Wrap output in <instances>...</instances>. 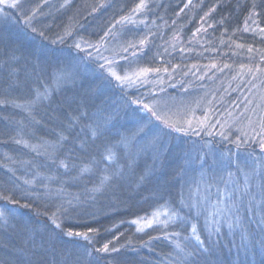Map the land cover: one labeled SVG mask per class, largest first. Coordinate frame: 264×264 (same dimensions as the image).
<instances>
[{
	"label": "trees",
	"instance_id": "obj_1",
	"mask_svg": "<svg viewBox=\"0 0 264 264\" xmlns=\"http://www.w3.org/2000/svg\"><path fill=\"white\" fill-rule=\"evenodd\" d=\"M64 1L60 4L57 2L56 5H58L47 13L50 18L45 22L46 25L43 24L41 29L37 28L44 31L45 37L32 33L30 29L26 30L38 36L36 39L41 44L47 45L50 50L57 52L65 50L68 56H72L71 61L79 74V81H76L75 85L66 84L62 96L54 94L50 101L35 106L31 114L24 108L15 106L27 101L23 96L0 93V100L9 101L7 104H0V175L3 181L0 191L11 190L15 184L23 187V180L30 179L37 170L47 174L46 168L37 169L36 167L44 165L46 160L43 155L44 147H41V144L51 143L57 139L60 124L55 117H63L70 110L66 103L67 97L85 93L91 97L92 93L99 90L102 94L95 98L96 104L105 100L107 105L122 106L124 100L130 97V93L154 90L155 96L164 100L182 89L187 90L186 94L206 90V96L210 97L212 94L213 102L220 99L221 92L225 94L226 96L218 100L217 104H224L225 107H231L233 110L236 105L238 107L240 104L239 92L250 89L248 84L251 78L245 59L254 57L257 52L263 54L264 51V35L260 34L261 29H264V3L261 0H256L260 5L256 9L259 14L253 17L256 23H253L252 19L246 20L253 0H247L235 18L231 17V12L228 11L231 6L230 2L202 0L199 6L202 10L186 19L178 15L186 0H145L146 8L137 13H132L131 10L140 0H72L69 4ZM63 3L64 6L61 7ZM217 3L220 6L216 11L205 20H201L204 13ZM129 15L134 23L128 21L122 24L116 23L122 16ZM222 18L225 21L223 24L219 23ZM58 24L64 27L56 30L55 27ZM209 25L212 26L209 27ZM245 27L248 31H244ZM108 31L111 34L105 36V32ZM256 31L259 32L256 33ZM58 37H63V42ZM144 37H147V42L143 46V52L136 49V56L133 58L142 63L143 67H158L162 70L159 73H149L147 82L127 88L122 92L114 80L109 83L111 78L104 79L98 65L104 61V58L124 60L122 57L127 56V60H130L135 50L129 48L128 52H124L123 49L128 47L129 43L136 44L139 48V40ZM53 41L56 42L53 43ZM76 43L81 44L85 59H82L81 50L75 47ZM238 44L242 47H237ZM249 48L252 49L251 52L248 51ZM232 53L236 54L232 55ZM138 54H140L139 60ZM177 54L187 55L188 60L181 71L174 74L173 65L179 58ZM209 54L216 57L215 67L204 69L200 56ZM231 56L237 57L238 61H242L240 65L243 64L246 67L241 69L240 65H235L234 69H226L231 63L225 67L226 64L222 58L226 60ZM131 62L136 64L133 60ZM260 64L248 65L252 68L256 66L264 68ZM164 68L168 71H163ZM82 69L93 71L95 75H86ZM258 75L260 83L258 87L263 92L264 74L258 73ZM9 80V75H4L3 80L0 78L1 90L9 84ZM202 98L205 96L203 95ZM13 101L16 102L15 105ZM72 107L75 108V105ZM124 111L121 108L120 116L123 119L125 118ZM33 117L38 123L34 122ZM123 119H118L116 126L104 137L98 139L95 144L90 145L87 152H76L73 156L75 163L78 166L87 164L92 156H98L103 151L105 144L119 140V133L129 134L130 131L122 122ZM12 127H16L17 130L13 131ZM232 134L235 135V131ZM188 136L194 140L192 134ZM17 139L26 141L30 147L15 143ZM38 145L41 146L37 147ZM250 145L255 147L258 144L250 142ZM33 146L39 151L33 150ZM69 146L66 145V148ZM248 148L247 145L240 148L241 158L249 153ZM186 152L190 153L183 146L179 147V153L168 152L165 167L158 170L150 181L139 187L135 184H125L117 188L114 193L109 191L105 195L98 196L95 202L85 203L73 214L71 220L66 221V226L71 224L75 231H87L88 227L98 229L94 245L90 246L80 238H68L60 234L52 245L45 244L42 248L38 247L39 235L35 237L34 244L33 238L22 231V223L28 219L33 224L44 225L48 223L46 217L35 216L27 209H18L21 217L10 221L7 228H0V264H29V261L32 264H175V245L172 241L183 242V235L179 237L170 235L168 239H165L163 233L171 234L180 231L178 222H170L168 227H164L162 223H155L152 227H146L140 232L135 230L132 220L138 217L146 220L161 209L167 212L180 209L181 185L179 182L172 181L165 183L168 176L165 179L163 174L164 172L169 173ZM59 154L62 157L65 153L61 151ZM194 154L196 156L197 152ZM144 163H151V159L148 158L141 162V169ZM194 176L193 174L192 177ZM16 177L20 179L17 180ZM66 187L70 193H76L82 189L83 185L69 183ZM186 188L185 185L184 194ZM15 195L19 197L21 192L16 190ZM5 206L13 207L7 201L0 200V208ZM181 211L187 212V209ZM166 219L167 217L163 215L159 220ZM200 225H203L201 217ZM227 232V229H223L219 238L221 252L218 258L223 261V264H233L236 260V248L232 247L233 237L227 235ZM213 239L215 240L216 237ZM109 241H111L110 247H116L117 252L97 253L94 251L95 247H101ZM61 242L68 247L64 253L58 245ZM236 243H239L238 238ZM230 247L231 252H229ZM85 248L92 251L90 258L84 254ZM73 251L76 252V256L71 255ZM256 260H259L258 256Z\"/></svg>",
	"mask_w": 264,
	"mask_h": 264
},
{
	"label": "snow or ice",
	"instance_id": "obj_2",
	"mask_svg": "<svg viewBox=\"0 0 264 264\" xmlns=\"http://www.w3.org/2000/svg\"><path fill=\"white\" fill-rule=\"evenodd\" d=\"M68 2L69 0H65L66 4ZM261 2L264 3V0ZM191 3L192 0H188L185 8ZM146 6L145 0H140L131 11L137 13ZM219 6V3L212 5L201 20L209 17ZM258 7L260 5L253 0L246 20L252 19V22L256 23L253 17L259 14L256 11ZM35 15L36 9L30 13L26 12L21 0H0V31L7 32L13 26H21L22 29H30L32 33L45 37L44 31L38 30L33 25ZM125 21L134 23L130 15L122 16L116 23L122 24ZM224 22V18L219 21L221 24ZM244 31H248V28L245 27ZM261 32H264V29H261ZM110 34V31L105 32V36ZM2 39L0 37V40ZM58 39L63 42V37ZM146 42L147 37H144L139 40V48L136 44L129 43L123 51L128 52L129 48H133L143 52ZM75 47L83 51L80 43H76ZM237 47L242 45L238 44ZM248 51L251 52L252 49L249 48ZM41 55L43 52L38 50L34 63L28 57H24V67L26 70L30 69L26 71L24 81L19 80L17 69L9 72L10 88L26 87L28 79L32 76H35L37 81L41 76H49L51 84L45 81L41 87L38 83L31 89L33 95L25 104L15 105L24 108L30 114L35 106L50 101L53 85L57 91H60L66 84L75 85L76 82L77 73L62 67H53L49 74V67L41 62ZM88 55L91 57V53ZM132 56H136V51L132 52ZM20 59L15 50H10L6 63L19 64ZM104 59L105 63L98 65L101 75L106 80L111 78L109 83L114 80L122 92L147 82L149 73H159L162 70L158 67H141L134 72L125 70L121 74L114 60ZM122 59L127 60L128 57ZM261 59L264 60V56ZM240 67L244 69L246 66L242 64ZM163 71L167 72L168 69L164 68ZM247 71L254 77L256 73L264 74V68L259 66H256L255 71L252 67H248ZM101 94L97 90L91 97L85 93L66 98L70 110L63 117H55L60 124L57 139L43 145V155L46 160L44 165L36 166L37 169L46 168L47 174L37 170L30 179L23 180V187L15 184L11 190L0 191V200L13 205L10 208L7 206L0 208V228H7L10 221L21 217L18 209H27L35 216L46 217L48 221L47 224L37 225L25 219L22 223V231L33 238L34 244L35 237L39 235L38 247L42 248L45 244L52 245L60 234L68 238H80L88 245H94L98 229L88 227L87 231H75L71 224L66 226V221L71 220L73 214L85 203L95 202L98 196L105 195L109 191L114 193L117 188L125 184H135L139 187L150 181L158 170L163 169L167 161L166 153L169 151L162 139L166 134L165 129L187 135L190 131L195 133L197 129L204 130L209 127L207 111L203 118L193 115L181 121L174 119L167 110V102L155 97L147 99L144 96L128 97L122 106L107 105L105 100L96 104L95 98ZM7 103L9 101L0 100V104ZM12 103L15 104L14 101ZM73 105L75 108L72 107ZM121 108L125 110L127 123L133 126L130 133H119V140L105 144L98 156H92L87 164L78 166L73 159L74 154L87 152L90 145L109 133L116 126L117 120L123 119L120 116ZM257 110L260 114L256 120H252L251 117L248 119L251 133L245 129H237L239 134L233 140L228 133L221 131L220 137L222 141L235 144L237 149L250 142L257 143L261 150L259 157L254 158L248 153L241 158L238 152H232L231 149L219 154L210 149L209 152L197 153L195 157L186 152L180 158V162L170 169L165 181V183L168 181L180 183V209L165 212L167 219L164 221L159 220L161 215L159 211L154 212L151 219L139 218L132 221L133 224L138 225L137 231L140 232L155 223H162L164 227H168L170 222H178L180 231L163 233L165 239L170 235L177 237L183 235V242L172 241L175 245V264H223L218 258L221 252L219 238L225 227L228 230L227 235L233 237L232 247L236 248V260L233 264H264V95H261L260 103L253 112ZM33 120L38 123L34 117ZM216 123L221 129L227 126L226 122L219 120ZM15 143L30 147L22 139H17ZM66 145L70 146L66 148ZM33 150H36L35 147ZM61 151L65 153L62 157L59 154ZM210 154L211 163H209ZM148 158L151 159V163H144L141 169V162ZM197 171L199 180L196 181V189L194 192L190 189L185 195L184 187L190 184L189 173ZM16 179L19 180L20 177ZM69 183L82 184L83 187L76 193H70L66 187ZM213 187L216 189L215 193L212 192ZM16 190L21 192L19 197L15 195ZM182 209H187V212H182ZM201 216H203L202 226ZM142 222L143 227L139 226ZM213 237L216 239L214 240ZM110 244L111 241L104 243L101 247H95L94 251L117 252L118 249L110 247ZM231 250L230 247L229 252ZM84 254L90 258L93 253L85 248ZM257 256L259 260H256ZM214 257L216 259H213ZM29 264L32 262L29 261Z\"/></svg>",
	"mask_w": 264,
	"mask_h": 264
},
{
	"label": "rangeland",
	"instance_id": "obj_3",
	"mask_svg": "<svg viewBox=\"0 0 264 264\" xmlns=\"http://www.w3.org/2000/svg\"><path fill=\"white\" fill-rule=\"evenodd\" d=\"M62 1L63 0H56V1L55 0H21V3L23 5V9L26 12L30 13L33 9H36V15H35V20L33 22V25L36 28L41 29L43 24L46 25L45 22L48 21L50 18V16L47 15V13H50L51 9L56 7ZM71 1L72 0H69V2L67 4H69ZM201 1L202 0H192L191 5L187 8H185V5L188 4V0H186L185 5L182 8V9H184V11H180L178 13V15H180V18H182V19L183 18L186 19L188 17L190 18V17H193L194 13L195 14L197 12L199 13L202 10V8H199ZM226 1L230 2L231 6L229 7L228 11L231 12V14H230L231 17L235 18L237 15H239V12L241 11L242 7L244 6V4L246 3L247 0H226ZM57 2H58V4L56 5ZM64 3H65V1H64ZM64 3L62 5H64ZM238 5H239V7H238ZM69 13H68V16H69ZM4 27H7V26H4ZM63 27L64 26L62 24H58L55 27V29L60 30ZM258 32L256 31V33H258ZM260 34L264 35V32H260ZM0 37L3 38L2 40H0V78L2 80H3L4 75H9L10 71H12L13 69H17L19 80L24 81L26 79V71H30V69L26 70L24 67V65H25L24 57H28L29 60H31L34 63L35 59H36V53L38 50L43 52V55H41L40 59H41V62L46 63L48 65L49 74L51 73V69L53 67H62V68H65L67 70H71V71L76 72V70L74 68V64L71 61V59H73V57L68 56V53L65 50H59V52L50 50L47 45L41 44L40 41L38 39H36V37H38V36H34L33 34L29 33L26 29H22L21 26H13L10 29H8L7 32L0 31ZM258 42H260V41H258ZM10 50H15L16 55L21 57L19 64L6 63V61L8 60ZM134 50L136 51V49H134ZM29 54H31V56H29ZM80 54L83 56L82 59L86 58L85 53L83 51H80ZM235 54L236 53H234V54L232 53V55H235ZM139 55L140 54H138V56H137L138 60L140 59ZM177 55L179 58L176 61V64L173 65V66H175L173 68L174 74H175V72L181 71L182 67L186 64V61L188 60L186 58L187 55H185V56H181V54H177ZM262 56H264V51H263V54L261 52H260V54L257 52L254 55V57H250L248 59H245V62L247 63L248 67H249L248 64H251V63H253L254 65L261 63L262 66H264V60L261 59ZM129 59L130 60H127L126 62H124V60H120V59H110V60H114L116 62V64L118 65L117 70L121 74H123L125 70H127L128 72H134V71L138 70L139 68L143 67L142 63L137 62L133 58V56H131ZM200 59H201L200 62L203 63L202 68H204V69H206V68L209 69L213 65H215L214 61L216 60V57L214 55H211V54L204 55V56L201 55ZM222 59H223L222 61L225 62L226 65L231 63L230 67L226 68V69H234L235 65L239 66L242 63V61H240V60L238 61L237 57H235V56H231L229 58H226V60H225V58H222ZM131 60L135 61L136 64H134V62H131ZM157 61H160V60H157ZM236 61H237V64H236ZM103 63H105V59L100 64H103ZM255 68H253V71H255ZM82 70L85 71L84 69H82ZM85 74L86 75H95V73L93 71H85ZM198 74H199V72H198ZM258 76H259L258 73H256L255 77L250 75L251 82L248 84L249 85L248 88H250V89H248V91L245 90V92L240 91L239 96H238V101L240 102V104L243 107L239 104V106L237 107V105H236L233 108V110H231V107H228V106L225 107L224 104H221V105L217 104L218 100H222L223 97L226 96L225 94H222V92L220 95L221 96L220 99H218L214 102H213V97L211 98L212 94L210 97H209V95L206 96V92H205L206 90L205 91L203 90L202 92L198 91L196 93L192 92V94H186L187 92H185V91H187V90L182 89V90H179L178 92H174L176 94H173V96H171L170 98L164 99V100L157 98L155 96L156 94L154 93V90L149 91V92L145 91L142 93H135V94L130 93L129 96L133 97V98L136 96H144L146 99L148 97H155L157 99L165 101V102H167V105H168L167 110L170 111V114L173 116V118L177 119V120H181V121L186 119V118H191L193 115L195 117H198V118H203L205 111L208 112V114H209V120H208L209 127L207 129H204V130L197 129V131L195 133L192 131H190L188 133V134H192L194 136V140H192V138L189 137L188 134L184 135L183 133L174 132L171 129H165L164 132L166 134L164 135V137H162V139H163V143L169 149L168 152L172 153L174 151L175 153H179V147L183 146L188 151H190L189 154L193 157H195L194 152L195 153L196 152L197 153L209 152L210 149L213 152H216L217 154H219L220 152H224L228 149H231L232 152H238L239 153V150L243 145L239 149H237L235 144H231V143H227L225 141H222L221 137H220V132L224 131V132L228 133L231 136V139H233V140H235L236 135L239 134L237 132V129H245L251 133V128L248 126V119L251 117L252 120H256V118H257L258 114H260V112H259V110H257L256 112H253V109L256 108V105L258 103H260L261 95H264L263 94L264 91L261 92L262 89H260L258 87V85L260 84L258 82V80H259ZM45 81L47 83L51 84V80H50L49 76H41L39 81H37V78L35 76H32L30 79H28L26 87H23V88L12 87V88H10L9 84H6V86H4V88H2V90L0 89V93L5 92L6 94H14L16 96H23L25 99L28 100L33 95L31 89L34 88L38 83H40V85L42 87L43 82H45ZM76 81L77 82L79 81V74L78 73L76 76ZM84 90L86 91V89H84ZM64 91H65V88H63L60 91H57L55 89V86L53 85L51 97H53L54 94H56V95L58 94V95L62 96ZM202 94L205 96V98H202V96H203ZM216 97H214V98H216ZM201 101H203V102H201ZM249 101H251V103H249ZM45 102L46 101L42 102V104H44ZM17 103H19V102H17ZM25 103H23V104H25ZM23 104H20V105H23ZM37 106H39V105H37ZM133 107H135V106H133ZM20 108H22V107H20ZM218 120L221 122H226L227 126L223 129H221V127L219 125H217V123H216ZM3 121L5 122L6 120L4 119ZM122 122L127 127V130L131 131L130 126H132V125L127 123V117H125L122 120ZM242 122H243V124H242ZM12 128H13V131L17 130L16 127H12ZM132 128H133V126H132ZM229 129H231V131H229ZM234 131H235V135L232 134V132H234ZM177 136H179V137H177ZM46 143L47 142L41 144L42 146L38 145L37 147H40V146L43 147V145H45ZM245 145L249 146L248 152L251 153L254 158L257 155H261V150L259 148V145H255V147L251 146L250 143L245 144ZM34 146H36V145H34ZM36 150H38V149L36 148ZM209 163H211V154L209 155ZM168 174H169L168 172H164L163 178L166 179ZM193 174L197 177H195V176L192 177ZM189 177H190V184L186 185L187 188L185 189V192H186L185 195L188 194L190 189L193 192L195 191L196 181L199 180L198 171L195 173L190 172ZM2 184H3L2 176L0 175V186ZM6 184H9V183H6ZM6 184H4V185H6ZM214 190H216L215 187L212 188V192ZM158 211L161 213L159 219H162L164 213L167 212L165 209H161ZM151 218L152 217L150 216L148 219H151ZM201 218L203 219V216H201ZM137 219H139V217L136 219H133V220H137ZM139 226L143 227V222ZM137 227H138V225L135 224V227H134L135 230H137ZM224 229H227V228L225 227ZM58 245H59V248H61V252H63V253L66 252V249H68V247L65 246L64 242H61ZM75 253L76 252L73 251V252H71V255L76 256Z\"/></svg>",
	"mask_w": 264,
	"mask_h": 264
}]
</instances>
